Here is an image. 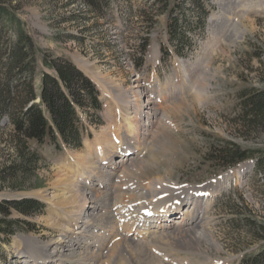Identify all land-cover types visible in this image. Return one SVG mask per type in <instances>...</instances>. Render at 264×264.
I'll list each match as a JSON object with an SVG mask.
<instances>
[{"label":"rangeland","instance_id":"obj_1","mask_svg":"<svg viewBox=\"0 0 264 264\" xmlns=\"http://www.w3.org/2000/svg\"><path fill=\"white\" fill-rule=\"evenodd\" d=\"M100 6L92 11L83 0H0L4 8L0 16H17L35 42V88L42 71L52 73L43 59L61 57L95 83L102 101L93 117L80 111L85 126L80 148L61 141L59 147L29 142L28 150L38 159L28 172L20 166L10 140L11 127L2 119L0 171L11 164L19 171L13 179L0 178V202L30 197L42 208L27 214L14 207L7 215L0 212V220L12 223L11 231L0 223V264H13L16 254L30 258L23 238L56 240L61 230L53 223H65L61 209L21 192L51 193L66 179L80 177L100 145L119 147L125 115L108 95L103 96L94 75L132 88L133 80L139 79L143 95L139 103L145 105L151 98L159 110L146 121L151 126L142 127L148 138L128 156L133 158L113 183L117 190L127 191L129 209L116 215L111 214L113 207L102 210L110 212L109 222L89 237L87 250L93 254H76L75 264H238L242 255L263 243L256 226L264 224V162L257 167L264 154V127L250 126L241 106L243 92L264 90V0H108ZM174 19L184 36L181 41L171 32ZM5 21L0 17V25ZM1 33L5 42L13 39L10 27L5 25ZM227 143L254 154L224 168L215 156ZM244 165L247 168L237 173ZM156 182L183 186L184 208L200 210V224L189 237L143 234L140 225L155 196L132 199ZM207 184L208 191L193 192ZM101 190L103 195L106 190ZM168 194L161 196L169 199ZM76 225L70 221L72 232L78 230ZM138 229L142 231L136 235ZM71 237L69 233L62 244L68 247Z\"/></svg>","mask_w":264,"mask_h":264},{"label":"trees","instance_id":"obj_2","mask_svg":"<svg viewBox=\"0 0 264 264\" xmlns=\"http://www.w3.org/2000/svg\"><path fill=\"white\" fill-rule=\"evenodd\" d=\"M83 1L93 11L101 9V3L108 0ZM3 10L0 7V11ZM0 17L13 31V39L5 42L1 36V28L5 30V25H0V124L5 117L6 125L11 127L10 140L15 145L20 166L28 172V168L38 159L34 151L28 150L29 142L59 147L61 141L69 147L80 148L85 129L80 111L93 117L102 109V101L95 83L71 60L61 57L43 59V65L52 73L42 71L39 87L35 88V42L17 16ZM177 24L174 19L171 32L181 41L184 36L178 32ZM242 94L243 117L252 127H264V90H248ZM253 154L237 144L227 143L219 148L215 158L221 161L224 168H230ZM263 162L264 154H261L257 167L261 168ZM16 165L2 169L0 178L3 181L7 175L15 178L19 171ZM10 207L27 214L39 211L42 204L33 198L0 202V212L4 215L8 214ZM1 222L11 231V221ZM256 227V236L263 239V243L252 253L242 255L238 264H264V224ZM0 229L3 230L1 226Z\"/></svg>","mask_w":264,"mask_h":264},{"label":"bare ground","instance_id":"obj_3","mask_svg":"<svg viewBox=\"0 0 264 264\" xmlns=\"http://www.w3.org/2000/svg\"><path fill=\"white\" fill-rule=\"evenodd\" d=\"M236 34L239 37L240 31H237ZM94 80L100 87L103 96L108 95L110 99L117 104L121 113L125 115V129L118 133L119 136L117 141L119 147L109 144L106 147L100 145L96 154L88 160L85 165L86 171L82 173L80 177L77 179H66L56 188L55 191L51 193L49 192L50 194L45 192V190L20 193V195L24 196L37 195L51 203L53 208L61 209V211L66 214L65 217L62 218L65 223H53L54 225H59L61 230V233L56 240L42 243L28 237L23 238L26 248L32 251L29 253L26 249L27 255L32 254L31 256L33 257L31 260H27L29 258L26 259V257H24L26 263L32 261L34 264H75L74 257L76 254H93L92 250V252H88L86 244L91 235H94L98 230L100 233V231L106 228L105 225L110 219L109 215H116L123 211L127 212L129 209V206L124 199V196L127 195V191L117 190L113 183L116 185L120 178L119 176L122 175L121 172L123 169L125 170V167L128 165H126V162L133 158H129L128 156L136 153L142 142L146 141L148 138L147 131L146 133L145 131L143 133L141 132L144 130L142 127L151 126V123L147 125L146 121H148L151 114L157 113L159 105H156L155 101H151V98L146 100L148 103L145 105L139 103V100L143 96L141 90L142 84L139 79L133 80L134 87L140 88L138 92L133 90L134 87H125L120 82L112 83L108 79L103 78V76L94 75ZM118 149L120 150L118 151ZM117 153L121 154V157H116ZM125 156L127 157L124 158ZM246 168L245 165L240 167L237 169V173L241 174ZM99 175L103 177V180L98 178ZM100 183H103L104 186ZM159 184V182L153 183V186L150 184V188L148 187L149 189H142L143 192L136 195V198H131L132 200H140L144 196H155L154 199H150L149 201L151 203V208L145 212L146 219L144 220V224L140 225L145 229L143 234L145 237L152 236V238L157 234H167L165 237L168 236L175 240L189 237L192 229L200 224V210H198V208H191L190 210L184 208L185 203L183 200L185 199H181V194L184 193L183 186H177L171 182L165 184V186L164 184H160L161 187L159 188ZM207 186L208 184L198 190H194L193 192L198 193L200 191H208L206 189ZM102 188L106 190H104L105 193L103 195ZM163 192H169V199L162 198L161 193ZM128 196H130V194H128ZM120 201L125 202V204ZM117 204H120L121 206ZM105 208H112L111 214L110 212L103 214L102 210ZM61 217L62 216H60V218ZM70 221L78 223V225H76V229L78 230L72 232V229L69 226ZM94 221L97 222L95 223ZM50 222L52 221L50 220ZM141 231L138 229L135 234L138 235ZM69 233L72 234V237L68 239L69 245L66 247V245L62 243L67 239ZM76 244H78V246H76ZM96 248H98V245ZM42 254L45 256L44 258L41 257ZM40 259H42V261Z\"/></svg>","mask_w":264,"mask_h":264},{"label":"built area","instance_id":"obj_4","mask_svg":"<svg viewBox=\"0 0 264 264\" xmlns=\"http://www.w3.org/2000/svg\"><path fill=\"white\" fill-rule=\"evenodd\" d=\"M13 264H20V263H18V262H13Z\"/></svg>","mask_w":264,"mask_h":264},{"label":"snow or ice","instance_id":"obj_5","mask_svg":"<svg viewBox=\"0 0 264 264\" xmlns=\"http://www.w3.org/2000/svg\"><path fill=\"white\" fill-rule=\"evenodd\" d=\"M146 214H150V213H146Z\"/></svg>","mask_w":264,"mask_h":264}]
</instances>
